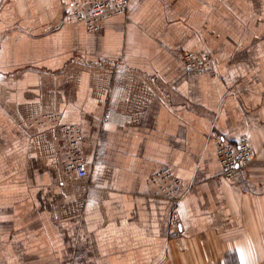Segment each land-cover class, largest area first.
Returning <instances> with one entry per match:
<instances>
[{"label": "crops", "instance_id": "1", "mask_svg": "<svg viewBox=\"0 0 264 264\" xmlns=\"http://www.w3.org/2000/svg\"><path fill=\"white\" fill-rule=\"evenodd\" d=\"M70 1L0 0V264H264V0H128L96 32ZM48 112L87 177L59 128L26 126ZM242 137L254 159L225 179L216 143ZM165 167L173 217L148 183Z\"/></svg>", "mask_w": 264, "mask_h": 264}, {"label": "built area", "instance_id": "2", "mask_svg": "<svg viewBox=\"0 0 264 264\" xmlns=\"http://www.w3.org/2000/svg\"><path fill=\"white\" fill-rule=\"evenodd\" d=\"M127 7L128 0H72L66 5L63 18L67 23L82 24L87 32H96L108 18L125 15ZM181 63L186 71L193 74L210 71L213 67L212 60L204 53H184L181 56ZM26 126L28 128L48 126L59 128L64 134V145L59 152V164L62 171L79 178L88 176L80 147L81 131L77 125L62 123L58 113L48 112L33 118ZM216 155L221 167V176L229 180L254 159L255 152L249 139L242 137L235 143L219 140L216 143ZM148 183L151 196L173 199L171 215H175L182 197L179 178L165 167L151 176Z\"/></svg>", "mask_w": 264, "mask_h": 264}, {"label": "rangeland", "instance_id": "3", "mask_svg": "<svg viewBox=\"0 0 264 264\" xmlns=\"http://www.w3.org/2000/svg\"><path fill=\"white\" fill-rule=\"evenodd\" d=\"M184 53H187V52H184ZM184 53H182V55L184 54ZM204 54H206L207 56H209V58L212 60V64H214V61H213V59H212V56L209 54V53H204ZM181 55V56H182ZM181 56H180V62H181ZM182 64V63H181ZM212 70V69H211ZM211 70L210 71H207V72H204V73H211ZM174 216V215H173ZM172 216V217H173Z\"/></svg>", "mask_w": 264, "mask_h": 264}]
</instances>
